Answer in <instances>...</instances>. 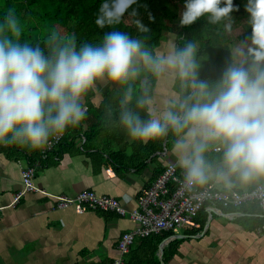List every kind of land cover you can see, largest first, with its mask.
I'll list each match as a JSON object with an SVG mask.
<instances>
[{
  "label": "clouds",
  "instance_id": "obj_1",
  "mask_svg": "<svg viewBox=\"0 0 264 264\" xmlns=\"http://www.w3.org/2000/svg\"><path fill=\"white\" fill-rule=\"evenodd\" d=\"M137 0H104L95 24L111 27L98 43H77L75 33L52 28L40 43L22 42L23 27L16 9L0 19V144L41 150L86 118L84 100L97 82L127 85L120 101L119 122L133 140L147 144L171 130L178 138L173 151L182 170L183 187L203 186L212 165L206 152L222 153L217 180L249 185L264 181V0H248L251 34L233 50L220 78L210 83L198 77V45L188 42L167 55L153 54L144 39L118 30L128 8ZM233 0H186L181 26L207 17L212 25L232 30ZM141 32L149 29L139 25ZM149 68L154 74L174 69L191 94L156 116L146 88L136 107L129 105L130 82Z\"/></svg>",
  "mask_w": 264,
  "mask_h": 264
},
{
  "label": "crops",
  "instance_id": "obj_2",
  "mask_svg": "<svg viewBox=\"0 0 264 264\" xmlns=\"http://www.w3.org/2000/svg\"><path fill=\"white\" fill-rule=\"evenodd\" d=\"M176 41L175 31L165 32L157 48L158 54L167 55L177 47ZM130 84L134 89L132 103L143 94L142 88H146L156 116L169 109L176 111L173 104L192 91L174 69L156 74L151 87L147 75L143 76L141 86L137 80ZM127 87L97 82L84 100L86 118L79 126L69 128L53 150H48L47 146L30 150L19 145L0 144L1 261L113 264L119 257V240L124 233L133 230L136 223L112 212L91 211L80 215L73 207L59 208L58 198H74L85 190H93L98 195L114 197L128 210H134L138 207V195L168 165L174 164L182 171L173 151L178 137L171 130L147 144L133 141L126 134L119 115L120 101ZM132 103L129 107L142 119L149 118L146 110ZM214 148L210 147L205 154L212 165L208 183L225 191L239 192L264 185V181L244 185L235 180L231 184L217 180L214 172L222 153ZM27 167L35 168L33 182L39 192H27L15 203V196L24 190L22 172ZM108 170L114 174L110 176ZM242 209H247L248 213H242ZM222 210L238 215L229 219L213 213L209 220L208 214L206 226L198 232L201 235H191L183 229L184 233L169 237L172 240L163 248V254L170 243L179 240V244L175 245L173 250L177 253L168 264H264L263 218L258 203ZM252 211L255 213L249 214ZM133 245L141 246L140 239ZM144 247L148 248L144 251L148 259L165 264L161 246L153 257V247Z\"/></svg>",
  "mask_w": 264,
  "mask_h": 264
},
{
  "label": "trees",
  "instance_id": "obj_3",
  "mask_svg": "<svg viewBox=\"0 0 264 264\" xmlns=\"http://www.w3.org/2000/svg\"><path fill=\"white\" fill-rule=\"evenodd\" d=\"M103 2L104 0H0V19L6 8L14 7L23 27L22 42L40 43L42 47L44 38L52 28L58 29L63 34L75 33L78 45L85 40L98 43L104 33L113 30L111 27L101 29L95 24L99 7ZM185 2L186 0H137V3L128 8L122 23L116 28L132 37L144 39L146 46L152 49L154 55L158 54L157 48L161 44L164 33L168 31L176 32L178 48H183L188 42L196 43L198 45L196 57L199 64L198 77L212 83L220 78L227 62L233 58L232 54L236 46L250 36L251 26L249 24L239 35L225 30L215 32L212 28L207 31L205 18L199 19L190 26H181L178 24L181 19L179 20V15L171 6L178 8L182 5L185 9ZM138 24L148 28L149 31L141 32ZM215 64H217L216 67ZM145 75L149 78L151 85L148 84V86L151 87L156 81V74L149 68L139 73L138 86L142 85V78ZM132 104L135 105L136 102ZM246 210L242 209L241 212L246 214L248 213ZM207 219L208 212L204 208L195 218L200 228L185 229V232L191 235L201 232L207 224ZM173 235H175L174 230L140 239L141 246H132L125 258V264H161L157 260L152 261L147 258L144 251L148 248L144 246L153 247V257L161 244ZM177 244L179 240L170 243L165 249L163 254L165 264L170 263L177 253V250H173Z\"/></svg>",
  "mask_w": 264,
  "mask_h": 264
},
{
  "label": "built area",
  "instance_id": "obj_4",
  "mask_svg": "<svg viewBox=\"0 0 264 264\" xmlns=\"http://www.w3.org/2000/svg\"><path fill=\"white\" fill-rule=\"evenodd\" d=\"M62 139L63 135L58 140L52 139L47 149L53 150ZM214 151L218 152L217 148H214ZM111 174L114 173L109 172L110 176ZM34 176V167L23 170L24 190L15 196V203L19 202L27 192H39L33 182ZM252 202H257L261 209L264 231V185H257L245 192L225 191L217 188L214 183L186 189L183 187L182 171H178L174 164H170L138 195V207L134 210H128L114 197L98 195L93 190H85L74 198L59 197L58 207H73L80 215L91 211L112 212L133 220L136 227L122 235L117 247L119 257L113 262V264H125L127 254L139 239H146L176 228L198 229L200 225L195 218L204 208L209 214V220L212 219L213 213L233 219L238 214H226L222 208H240ZM1 218L0 214V220Z\"/></svg>",
  "mask_w": 264,
  "mask_h": 264
},
{
  "label": "rangeland",
  "instance_id": "obj_5",
  "mask_svg": "<svg viewBox=\"0 0 264 264\" xmlns=\"http://www.w3.org/2000/svg\"><path fill=\"white\" fill-rule=\"evenodd\" d=\"M233 2H234V5L237 6L238 10L233 11L232 14H231V17L234 16V18L231 21V22H233L232 23L231 33H235L236 35H239L250 24L249 23V21H250V14L246 11V5L248 3V0H236V1L233 0ZM171 8L173 10H175L176 12H178L177 14L179 15V20H180L181 19V14L185 10L183 8V6L181 5L178 8L171 6ZM205 18H206L205 24H206L207 31L210 28H212V30H215V32H219L220 30H224L223 24H220V25H212V24H209L208 23L207 17H205ZM167 23L170 24L169 21H167ZM178 24H180V23H178ZM170 26H171V24H170ZM207 31H206V33H208ZM210 37H212V36H210ZM216 65L217 64H215V67H216ZM174 233H176L177 235H180V234L184 233V231L181 228H176L174 230ZM5 257H6V260H7L8 259L7 256H5ZM12 257L14 258V256H12ZM1 258L2 257L0 256V264H13L12 262H9V261H1Z\"/></svg>",
  "mask_w": 264,
  "mask_h": 264
},
{
  "label": "water",
  "instance_id": "obj_6",
  "mask_svg": "<svg viewBox=\"0 0 264 264\" xmlns=\"http://www.w3.org/2000/svg\"><path fill=\"white\" fill-rule=\"evenodd\" d=\"M172 240V238H168L166 239L162 245H161V249H160V252H161V255L163 254V248Z\"/></svg>",
  "mask_w": 264,
  "mask_h": 264
}]
</instances>
